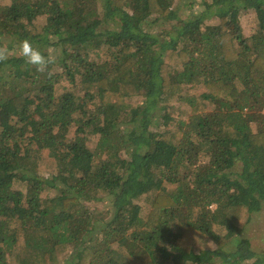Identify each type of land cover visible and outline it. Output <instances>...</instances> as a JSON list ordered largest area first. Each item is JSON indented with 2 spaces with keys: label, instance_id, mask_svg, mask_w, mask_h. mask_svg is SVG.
Segmentation results:
<instances>
[{
  "label": "trees",
  "instance_id": "1",
  "mask_svg": "<svg viewBox=\"0 0 264 264\" xmlns=\"http://www.w3.org/2000/svg\"><path fill=\"white\" fill-rule=\"evenodd\" d=\"M179 1L0 0V264H264V0Z\"/></svg>",
  "mask_w": 264,
  "mask_h": 264
},
{
  "label": "rangeland",
  "instance_id": "2",
  "mask_svg": "<svg viewBox=\"0 0 264 264\" xmlns=\"http://www.w3.org/2000/svg\"><path fill=\"white\" fill-rule=\"evenodd\" d=\"M1 3L6 4L7 2L3 1ZM177 5L178 6L175 7V9L179 7L178 13L182 18H186L191 13L199 14L200 12H203L202 11L203 6H201L200 0H180L177 3ZM208 15L211 16V13L210 14L208 13ZM209 19L210 20L206 21L207 24L217 23L216 19H212V18H209ZM43 23H44V20L42 18L35 21L34 30L36 29V27H38V25L43 24ZM239 23L241 26L243 36L246 38L250 37V35H252V33L254 32L255 25H256V20H255V16L253 12L250 10H246V11L241 10L240 16H239ZM165 26L166 25H164V27ZM31 45L34 48H36V45L34 43ZM0 46H1L0 49H1L2 56L4 57H8V56L23 57L20 51V45L12 43L9 38H7V40L3 39L0 42ZM59 53H60L59 49L50 48L48 50V54H50L51 56L58 55ZM90 58L96 61H101L104 59V56L102 55V53H100L99 56L92 55ZM201 92H203L202 88H194L190 91L184 92V95H190V94L198 95ZM139 103H140V99L138 98L132 99L133 105H138ZM161 106L163 107L162 115L173 114L174 116H176V113H178V111L183 108L179 104H176L175 102H171L167 106H164V105H161ZM184 110H186V108ZM161 122L162 120L159 117L156 123L157 125L162 126ZM72 131L73 129H71V131L68 133V138L72 137V134H73ZM90 139L92 141L88 143L89 146L87 147L93 148L95 145V142L97 141V138H90ZM39 163H40L38 165L39 176L45 179L50 175L55 165L53 163V160L49 159L46 153L42 155V158L40 159ZM167 189L169 188L167 187ZM54 193L55 192L51 190L47 191V194H49V196H53ZM104 205L99 204L96 207L102 208ZM243 237L247 238L251 242V247L253 251H255L259 256H262L264 254V209L252 215L251 222L245 228ZM206 246L211 247V243H207ZM65 256H66L65 252L60 254L59 256L60 261H62Z\"/></svg>",
  "mask_w": 264,
  "mask_h": 264
},
{
  "label": "clouds",
  "instance_id": "3",
  "mask_svg": "<svg viewBox=\"0 0 264 264\" xmlns=\"http://www.w3.org/2000/svg\"><path fill=\"white\" fill-rule=\"evenodd\" d=\"M20 51L28 64L37 67L38 71H43L49 62L41 52L34 48L28 41H23L20 45Z\"/></svg>",
  "mask_w": 264,
  "mask_h": 264
}]
</instances>
